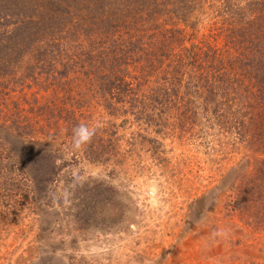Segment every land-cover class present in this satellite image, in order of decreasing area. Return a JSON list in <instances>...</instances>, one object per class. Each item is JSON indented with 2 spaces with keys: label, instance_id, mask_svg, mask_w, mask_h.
Returning <instances> with one entry per match:
<instances>
[{
  "label": "rangeland",
  "instance_id": "rangeland-1",
  "mask_svg": "<svg viewBox=\"0 0 264 264\" xmlns=\"http://www.w3.org/2000/svg\"><path fill=\"white\" fill-rule=\"evenodd\" d=\"M185 1L182 16L168 5L117 20L111 37H86L89 20L74 16L47 53L65 81L40 73L38 51L0 76V264H264V227L231 208V182L257 152L244 135L256 127L245 115L242 141L225 135L212 111L222 106L190 80L208 75L200 50H219L216 65L228 67L226 27L247 0ZM167 70L181 78L167 81L177 94L161 93ZM246 77L235 67L226 79L237 104L228 116L259 103L251 87L242 103ZM80 124L103 128L95 142L106 154L87 159L89 141L74 146Z\"/></svg>",
  "mask_w": 264,
  "mask_h": 264
},
{
  "label": "trees",
  "instance_id": "trees-1",
  "mask_svg": "<svg viewBox=\"0 0 264 264\" xmlns=\"http://www.w3.org/2000/svg\"><path fill=\"white\" fill-rule=\"evenodd\" d=\"M36 1L38 0H0L1 77L10 73L12 71L10 69L11 65L19 62L24 54L32 53V51L34 54V52L38 51V57L35 62L40 63V73L43 71L44 74L48 75L52 71L53 74L58 76L55 77V80H51H58V82L56 81L57 83L62 80L65 81L64 72L62 70L59 71L60 73L54 71L53 64L47 53H53L54 51L51 48V42L65 38L66 24L71 23L74 16L77 17L82 14L83 19L89 20L90 23L84 25L83 35L96 39L102 36H113L110 31H112V27L115 28L113 26L115 21L124 22L126 18H133L138 12L143 14L144 10H147L148 15H151L152 11L162 13L168 5H172L171 9L167 8L166 10L179 16L189 10L187 8L189 5L187 6L185 0H41L40 4H37ZM239 11L231 12L234 18L230 20V24L226 27L227 45H231V50L229 48L226 50L231 55L228 67L221 70L216 65L219 50H208L209 48L200 50L202 56L196 57L198 62H201L196 64L197 66L200 65L198 72L201 73L202 70L205 72L204 74L208 75L205 76L206 79L204 80L202 74L194 72V76L190 75V80L192 79L196 85L204 87L206 97L202 101H205L206 104L218 103L222 106L221 110H215L213 107L212 111L215 115H221L220 119L225 128V135L231 134L236 140L241 139V125L244 123L245 115L249 118L250 123L256 127L254 131L244 135L247 142L257 144V152L253 154L256 157L253 156L247 159L248 164L244 166L247 172H242L238 169L237 173L239 176L235 177L231 182V185L235 187L231 196V208L236 210L249 226L259 228L261 226L264 227V0H247L239 8ZM77 23L78 26L73 27L74 33L79 26L83 25L79 17ZM9 26L11 28H8ZM135 46L136 44L132 45V47ZM186 52L189 55L193 50H186ZM191 55L194 56L195 54ZM39 57H42V60ZM125 59L126 56H122L120 65H125ZM88 60H90L89 54H87ZM182 60L184 62L185 58L183 57ZM113 64L114 62L111 61L109 67H112ZM179 64L181 65L180 62ZM206 65H211V69H205L203 66ZM235 67H240L244 76H247L246 79L249 80V82L240 83L243 85L242 103L246 105L244 97L247 96L245 93L247 87L253 89L254 95H259V103L255 110L248 112V109L242 112L241 116L238 114V116L231 117L228 116V110H234V106L237 104H232L231 101L227 100L223 86L225 87V84H228L226 79L232 74ZM127 68L123 70L125 73H127ZM194 69L197 70L198 68ZM31 70L34 72L33 69ZM209 70H211V73ZM32 73L27 74V77L31 78ZM88 75V77H92V74L88 73ZM95 77V80H100L98 75ZM101 78H104V76ZM164 78L163 88L159 86L162 89L161 93L177 94L176 91L172 90L174 87L171 84H167V81L170 83L178 81L179 85L181 78L173 76L168 70ZM24 81L26 80H20V82ZM234 86H236V83ZM168 99L175 101V99ZM107 107H110V104H107ZM12 118V123L14 124L19 119H22L19 116ZM232 119L233 124H228L227 121ZM225 124L228 125L226 126ZM160 129L161 126H158L155 132H160ZM97 131L100 133L104 130L99 128ZM95 138L96 136L94 135L84 149L87 159H94L97 155L107 153V151L104 153L100 151L102 138H98V140L100 139L98 142H95ZM225 139H227L226 136ZM107 140L113 147L112 140L110 138H107ZM154 142H158L156 138ZM154 148H157V146L155 145ZM225 154L227 157L230 155L226 152ZM1 164L4 165L2 162ZM234 170L236 168H232L230 172ZM243 264L259 263L246 262Z\"/></svg>",
  "mask_w": 264,
  "mask_h": 264
},
{
  "label": "clouds",
  "instance_id": "clouds-1",
  "mask_svg": "<svg viewBox=\"0 0 264 264\" xmlns=\"http://www.w3.org/2000/svg\"><path fill=\"white\" fill-rule=\"evenodd\" d=\"M96 127H89L86 124H80L73 130V144L75 147H79L92 139L96 134Z\"/></svg>",
  "mask_w": 264,
  "mask_h": 264
}]
</instances>
